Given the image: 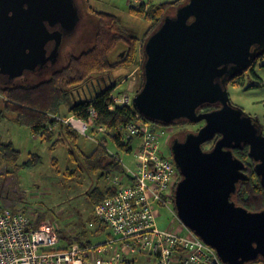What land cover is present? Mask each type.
<instances>
[{"label":"water","instance_id":"obj_1","mask_svg":"<svg viewBox=\"0 0 264 264\" xmlns=\"http://www.w3.org/2000/svg\"><path fill=\"white\" fill-rule=\"evenodd\" d=\"M78 20L74 0H0V76L12 81L54 63L62 36ZM142 50V84L130 102L134 112L161 126L204 121L170 146L180 175L172 201L177 219L224 264L264 261V210L231 200L247 177L232 152L243 143L259 160L256 173L264 187V137L249 115L231 105L226 87L264 51V0H186L162 18ZM204 105L220 107L198 112ZM216 134L214 146L203 150Z\"/></svg>","mask_w":264,"mask_h":264},{"label":"rangeland","instance_id":"obj_2","mask_svg":"<svg viewBox=\"0 0 264 264\" xmlns=\"http://www.w3.org/2000/svg\"><path fill=\"white\" fill-rule=\"evenodd\" d=\"M145 1L147 0H85L83 5L82 0H77L80 5L79 20L73 34L62 42L61 52H71V54L77 55L92 45L98 22L92 14L88 13L86 6L115 16L123 28L141 38L143 31L149 27V24L128 13V5ZM150 1L167 3L173 0ZM176 7L171 4L167 8L166 15H173ZM142 38L139 44H141ZM123 49V45L116 44L110 52V58L113 62H117V56ZM141 62V57H138V61L131 68H119L103 73L105 77L109 75L110 80L118 81L114 90L115 93L126 92L130 97L134 95V92L140 87ZM64 64L65 59L62 58L52 70L59 69ZM263 64L264 62L258 60L253 65L252 70H249V73L244 76L241 75L236 82L227 84L231 103L239 106L244 113L251 115L258 121H262L264 114ZM48 73L38 77L27 75V79L29 83H35L46 79ZM110 80L107 83H110ZM2 105L3 99L0 96V108ZM61 112H65V107L61 108ZM197 127V124L186 123L172 127L164 126L163 128L165 130L171 129V135L184 131L179 136L182 138L184 134L194 132ZM169 134L168 132L164 133L160 143L163 154L172 159L169 143L164 145ZM87 135L100 137L103 133L88 131ZM0 140L10 141L20 151L18 162L23 161L29 152H36L41 157V163L32 169H14L13 165L0 160V204L4 205L6 201H10L12 208L23 211L30 218L49 223L60 229L62 233L68 234L72 230H84L92 244H103L108 239H112V233L108 228L100 234H94L92 233L93 227L88 225L89 219H91V203L87 199L86 193L93 186H103L106 183L105 178L99 172H90L81 163L82 154L90 153L95 147V143L89 137L79 135L76 147L73 149L74 157L70 158L67 151L70 147L68 142L60 143L52 150L49 148L50 142L34 136L27 127L17 124L13 113L3 111L0 116ZM212 142L213 140L207 142L205 149L210 148ZM138 143L139 140L134 138L130 143L131 150L125 152L117 149L107 138L106 149L111 154L117 153L118 159L125 166L134 168L133 153L137 151ZM53 158L57 163L56 170L51 164ZM157 210L156 224L159 228H169L179 233L185 232V226L166 207L157 206ZM61 237L60 244H64L65 240ZM115 245L121 251L119 243L115 242ZM134 258L132 264H153L151 257L138 255Z\"/></svg>","mask_w":264,"mask_h":264},{"label":"built area","instance_id":"obj_3","mask_svg":"<svg viewBox=\"0 0 264 264\" xmlns=\"http://www.w3.org/2000/svg\"><path fill=\"white\" fill-rule=\"evenodd\" d=\"M110 98L112 105L131 102L126 92L113 90ZM95 117L90 107L87 119L73 114L55 119L92 140L96 138L87 132L93 130L119 134L123 141L139 140L133 153L134 168L118 159L123 172L108 178L113 193L93 205L94 222L109 227L112 239L86 248L78 242L60 244L51 224L36 225V218L0 204V264H121L126 257L138 255L153 258V264H224L215 250L191 230L185 228L184 233H179L156 224L157 206L166 207L176 217L173 190L180 175L172 159L163 154L160 143L168 129L136 112L133 120L113 129L95 125Z\"/></svg>","mask_w":264,"mask_h":264},{"label":"trees","instance_id":"obj_4","mask_svg":"<svg viewBox=\"0 0 264 264\" xmlns=\"http://www.w3.org/2000/svg\"><path fill=\"white\" fill-rule=\"evenodd\" d=\"M185 1L173 0L167 3H153L147 0L145 2L129 4L128 13L149 24V27L142 33L143 38H141L143 40L141 44H139L140 36L129 33L122 27L115 16L86 6L89 13L98 22L92 45L76 57H72L66 66L51 72L44 80L35 83L25 82L23 84H19L18 82H0V96L3 99L0 116L3 111L5 113H13L17 124L27 127L34 136L50 142L49 148L52 150L60 143L68 142L70 147L67 151L70 154V158H73V149L76 147L79 134L68 125L55 119L56 116L66 117L68 114H73L87 119L89 108L92 107L96 112L94 124L113 129L133 120L135 113L130 105H112L110 95L115 90L118 83L117 80H113L107 84L105 88L95 95L80 99H73L74 86L81 83L84 78L90 75L103 74L104 72H110L119 68H131L138 61V57H141L142 61L144 58L142 44L146 37L158 26L171 4L178 6ZM119 43L124 45V50L122 56H117L118 60L115 63L110 58V52ZM259 60L264 62V51L260 54ZM141 84L142 75L140 71V87ZM62 107H65V112L63 113L61 112ZM205 109H208V107H205ZM140 117L145 119L143 116ZM181 123H184V121L179 120L174 122V124ZM107 135V138L110 139L112 145H115L117 149L125 152L130 151L131 139L123 141L119 134L111 132L107 133ZM107 138L106 136L99 137L96 147L88 155L82 154L81 163L86 170L94 173L99 172L105 176L122 171L117 154H111L106 149ZM19 155L20 151L10 141L0 140V160L6 164L13 165L14 169H32L41 163V157L36 152H29L21 162H18ZM233 155L240 160L249 161L246 148L234 149ZM54 159L51 160V164L56 170L57 163ZM246 172L248 179L238 181L231 200L250 211L262 210L264 209V188L260 185L254 174L250 162L246 168ZM112 193V186L108 188L95 186L86 193V196L93 206ZM2 206L18 210L11 207L12 203L10 201H6ZM40 222L36 220L35 224L38 225ZM98 223H100L99 228L94 233L104 228L100 226L103 223ZM57 233L61 236L60 231H57ZM64 239L66 240V244L78 242L81 247L86 248L90 246L89 241L84 242L81 240V233L74 236H66ZM128 261L130 260L125 259L121 264H128ZM246 264H264V261L257 259Z\"/></svg>","mask_w":264,"mask_h":264},{"label":"flooded vegetation","instance_id":"obj_5","mask_svg":"<svg viewBox=\"0 0 264 264\" xmlns=\"http://www.w3.org/2000/svg\"><path fill=\"white\" fill-rule=\"evenodd\" d=\"M82 2H83V5L85 4V0H82ZM74 4L76 5V7L78 8V13L80 12V5L78 4V2H77V0H74ZM85 7V6H84ZM89 13V12H88ZM79 16H80V13H79ZM130 33V32H129ZM73 34V32L72 33H69V34H64L63 36H62V38H61V41H60V45H59V47H58V53H57V58H56V61L54 62V63H52L50 60H48L47 61V63H46V65H44L41 69H36V70H34V71H26V72H24L23 74H22V76H20V77H18V78H16V79H14V80H12V81H9L8 79H7V77L6 76H0V82H3V83H14V82H18L19 84H23V83H25V82H27V83H29V81H28V79H27V75H32V76H40L41 74H44V73H46V72H49L48 73V75L51 73V72H54V71H56V70H52V68L62 59V58H64L65 59V64L63 65V66H66L68 63H69V61L72 59V57H76L77 55H79L80 53H78L77 55H73V54H71V52H66V53H62L61 52V46H62V42L64 41V39L65 38H69L71 35ZM132 34V33H131ZM134 35H136V34H134ZM139 36V35H138ZM121 45H123L122 43H120ZM53 46H54V42L53 41H51V42H48L47 44H46V50H47V54H49L50 53V51L53 49ZM124 46V45H123ZM124 50V49H123ZM123 50H122V52H120L119 54H118V56H122L123 55ZM260 56V55H259ZM259 56H257L255 59H253L252 60V62H251V64L248 66V68H246L245 70H242V71H240V72H238V73H236L235 74V76H233L228 82H227V84L228 83H230V82H236L237 80H238V78L241 76V75H245L246 73H249V70H252V67H253V65H255L256 63H257V61L259 60ZM262 61V60H261ZM142 63V62H141ZM264 65V64H263ZM62 66V67H63ZM61 67V68H62ZM60 69V68H59ZM236 79V80H235ZM244 79V78H243ZM32 80V79H31ZM108 80H110V77H109V75H107L106 77L103 75V74H95V75H90V76H88V77H86V78H84V80L81 82V83H78L76 86H74V88H73V92H74V96H73V99L74 98H77V99H80V98H86V97H88V96H92V95H95L96 93H98L99 91H101L103 88H105L106 86H107V84H109V83H107V81ZM113 80H110V83L112 82ZM227 87V86H226ZM229 96V95H228ZM132 98V97H131ZM229 101H230V98H229ZM230 103H231V101H230ZM231 105L232 106H234V107H238V108H240L239 106H236V105H234V104H232L231 103ZM205 107H208V109H205ZM220 106L218 105V106H215V105H212V106H206V105H204V106H202V108H200L199 110H198V112H204V111H210V110H213V109H215V108H219ZM240 109H242V108H240ZM244 112V111H243ZM244 114H246V113H244ZM246 115H249V114H246ZM250 117H251V120H252V122L254 123V126H255V128H256V130H257V133H260V135L262 136V137H264V114H263V119H262V121H258L257 119H255V118H253L251 115H249ZM179 121V120H178ZM177 122V121H176ZM186 123H189V122H186V121H184V123H181V124H186ZM192 124H197L198 125V127L195 129V131L194 132H190V133H195V132H197L198 130H199V128L201 127V126H203L204 125V121H200V122H198V123H192ZM179 126L180 124H174V123H172V124H170L169 126H167V127H172V126ZM181 132H183L184 133V131H179V132H176V133H174V134H172L171 135V129H168V133H170L169 134V136H168V139H167V143H169V145L171 146V144L175 141V140H179V141H182V140H184V138H185V136L188 134H184L183 135V137L182 138H180L179 136L180 135H182L181 134ZM220 137V135L219 134H216L214 137H213V139H211V140H213V142H212V146L210 147V148H208V149H205V144L207 143V142H209V141H211V140H209V141H207V142H205V143H203L202 145H201V147H202V149L203 150H205V151H208V150H210L213 146H214V143H215V141L218 139ZM166 143V144H167ZM170 146H169V148H170ZM243 148H246L247 149V157H248V159H249V161L247 160V161H243V160H241L243 163H244V172H245V174L247 175V172H246V168L248 167V164H249V162L251 163V166H252V169H253V171H254V174L256 175V177H257V179H258V181H259V183H260V180H259V176L257 175V173H256V166H257V164L259 163V160H254L252 157H250L249 156V148H250V145L249 144H246V143H243L242 144V146L240 147V148H234V149H243ZM233 149V150H234ZM233 150H232V152H233ZM170 153H171V151H170ZM240 160V159H239ZM248 179V177H246V180ZM244 179H242V180H240V181H243ZM260 185L262 186V184L260 183ZM263 187V186H262ZM264 188V187H263ZM262 210H264V209H262ZM258 211V210H257Z\"/></svg>","mask_w":264,"mask_h":264},{"label":"crops","instance_id":"obj_6","mask_svg":"<svg viewBox=\"0 0 264 264\" xmlns=\"http://www.w3.org/2000/svg\"><path fill=\"white\" fill-rule=\"evenodd\" d=\"M95 130H93L92 132H94ZM104 135H106V136H108L107 135V133H103V135H101V136H104ZM100 136V137H101ZM95 138H96V140H92V139H90L91 141H93L94 143H95V147H96V143H97V139L99 138V137H96L95 136ZM134 138H132L131 139V141L133 140ZM139 144V143H138ZM94 147V148H95ZM94 148H92V150L94 149ZM131 150V149H130ZM89 153H87L86 155H88ZM117 154V153H116ZM121 164V163H120ZM122 166V165H121ZM123 172V166H122V171H120V172H115V173H122ZM113 174V173H112ZM101 175V174H100ZM109 175H111V174H109ZM109 175L108 176H105V175H102L104 178H105V184L103 185V186H98V185H95L96 187H99V188H108L109 186H111V184L109 183V180H108V178H109ZM95 186H93V187H95ZM92 187V188H93ZM91 188V189H92ZM111 195V194H110ZM109 196V195H108ZM107 197V196H106ZM105 198V197H104ZM92 210H93V206H92V204H91V219H89V222H88V225H89V223H92V226H90V227H93V230H92V233H94L95 232V230L96 229H98L99 227V224L100 223H97V222H94L93 221V219H94V217H93V212H92ZM39 221V220H38ZM100 226H102V227H104V228H101L102 230H100L99 232H96V233H94V234H100V232H103L104 230H106L107 228L109 229V227H107V226H104L103 224H101ZM54 227V226H53ZM54 229L56 230V232L57 231H60L61 232V230L60 229H58V228H56V227H54ZM109 231L111 232V230L109 229ZM75 233V234H74ZM78 233H81V240L82 241H84V242H87V241H89L90 242V246H95V245H100V244H92L91 243V241L89 240V238H88V235L86 234V232L84 231V230H72V231H70V233H62L61 232V236H59V237H61V239H64L66 236H74V235H76V234H78ZM58 234V233H57ZM74 234V235H73ZM111 239V238H110ZM110 239H108V241L110 240ZM65 240V239H64ZM66 241V240H65ZM64 241V242H65ZM107 241V242H108ZM106 242V243H107ZM106 243H104L103 242V244H106ZM126 259L127 260H130V261H128L129 263L128 264H132L133 263V261L135 260V258L134 257H126Z\"/></svg>","mask_w":264,"mask_h":264},{"label":"bare ground","instance_id":"obj_7","mask_svg":"<svg viewBox=\"0 0 264 264\" xmlns=\"http://www.w3.org/2000/svg\"><path fill=\"white\" fill-rule=\"evenodd\" d=\"M158 211V210H157Z\"/></svg>","mask_w":264,"mask_h":264}]
</instances>
